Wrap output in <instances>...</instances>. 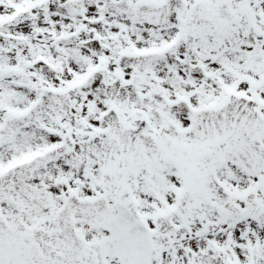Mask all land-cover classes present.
Returning <instances> with one entry per match:
<instances>
[{
  "label": "snow or ice",
  "instance_id": "6c2138e0",
  "mask_svg": "<svg viewBox=\"0 0 264 264\" xmlns=\"http://www.w3.org/2000/svg\"><path fill=\"white\" fill-rule=\"evenodd\" d=\"M0 264H264V0H0Z\"/></svg>",
  "mask_w": 264,
  "mask_h": 264
}]
</instances>
